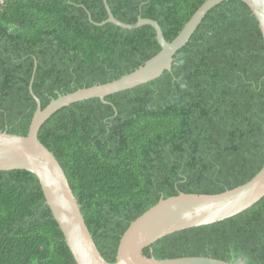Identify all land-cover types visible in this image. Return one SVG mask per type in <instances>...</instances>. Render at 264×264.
I'll return each mask as SVG.
<instances>
[{
  "label": "trees",
  "instance_id": "obj_1",
  "mask_svg": "<svg viewBox=\"0 0 264 264\" xmlns=\"http://www.w3.org/2000/svg\"><path fill=\"white\" fill-rule=\"evenodd\" d=\"M207 0H108L126 24L161 25L168 42ZM104 0L0 4V132L27 136L38 104L106 84L162 50L150 26L101 24ZM92 18V19H90ZM34 92V95L32 93ZM104 258L161 199L220 194L264 167V37L250 8L223 2L174 57L172 71L75 103L42 127ZM264 264V198L235 217L168 235L144 251ZM0 264H77L36 175L0 171Z\"/></svg>",
  "mask_w": 264,
  "mask_h": 264
},
{
  "label": "water",
  "instance_id": "obj_2",
  "mask_svg": "<svg viewBox=\"0 0 264 264\" xmlns=\"http://www.w3.org/2000/svg\"><path fill=\"white\" fill-rule=\"evenodd\" d=\"M6 0H0V4ZM231 0H207L185 25L172 42L164 36L159 22L139 18L135 24H126L112 13L108 0H104L108 19L96 24L108 23L134 30L150 25L157 32L162 50L154 58L118 80L79 89L58 98L42 108L41 100L32 93L38 107L27 136L0 132V171L25 170L39 179L47 205L59 224L66 243L77 264H240L244 260L226 262L205 256L172 259L148 257L144 251L158 240L173 233L211 225L248 210L264 198V167L249 182L220 194H187L161 199L158 204L137 218L121 239L116 261H107L99 250L81 206L72 190L69 179L55 154L39 139L45 123L63 108L85 100L106 97L132 89L160 78L172 71L175 55L191 40L208 13L223 2ZM245 3L259 22L264 37V0H239ZM92 19V18H90Z\"/></svg>",
  "mask_w": 264,
  "mask_h": 264
},
{
  "label": "rangeland",
  "instance_id": "obj_3",
  "mask_svg": "<svg viewBox=\"0 0 264 264\" xmlns=\"http://www.w3.org/2000/svg\"><path fill=\"white\" fill-rule=\"evenodd\" d=\"M105 22V21H104ZM126 75V74H125ZM125 75H123V76H125ZM122 76V77H123ZM149 83V82H148ZM147 84V83H146ZM144 85V84H143ZM138 87V86H137ZM135 88V87H134ZM133 89V88H132ZM129 90H131V89H129ZM125 91H127V90H125ZM123 92V91H122ZM116 94V93H115ZM240 264H245V263H240Z\"/></svg>",
  "mask_w": 264,
  "mask_h": 264
}]
</instances>
